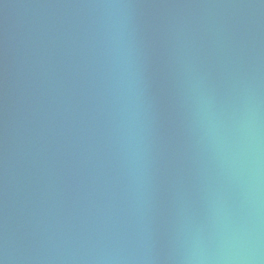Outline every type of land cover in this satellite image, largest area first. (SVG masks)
I'll use <instances>...</instances> for the list:
<instances>
[{"label": "water", "instance_id": "obj_1", "mask_svg": "<svg viewBox=\"0 0 264 264\" xmlns=\"http://www.w3.org/2000/svg\"><path fill=\"white\" fill-rule=\"evenodd\" d=\"M249 102L264 131V0H0V264L214 252L246 211L215 134Z\"/></svg>", "mask_w": 264, "mask_h": 264}, {"label": "clouds", "instance_id": "obj_2", "mask_svg": "<svg viewBox=\"0 0 264 264\" xmlns=\"http://www.w3.org/2000/svg\"><path fill=\"white\" fill-rule=\"evenodd\" d=\"M110 32L118 63L122 35L118 19L113 20ZM214 143L224 173L242 189L246 211L240 219L229 216L222 219L215 233L214 252L209 253L197 239L184 257L185 264H260L258 232L264 220V131L258 108L249 102L227 132L215 134Z\"/></svg>", "mask_w": 264, "mask_h": 264}]
</instances>
